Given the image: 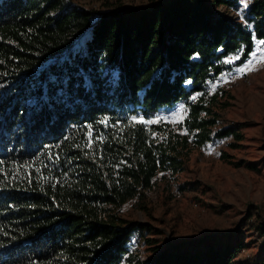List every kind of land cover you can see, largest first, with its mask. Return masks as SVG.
Segmentation results:
<instances>
[{"label": "trees", "instance_id": "1", "mask_svg": "<svg viewBox=\"0 0 264 264\" xmlns=\"http://www.w3.org/2000/svg\"><path fill=\"white\" fill-rule=\"evenodd\" d=\"M261 40L264 0H0V264H246L221 233L143 254L155 226L122 208L193 149L242 139L217 128L211 84Z\"/></svg>", "mask_w": 264, "mask_h": 264}, {"label": "rangeland", "instance_id": "2", "mask_svg": "<svg viewBox=\"0 0 264 264\" xmlns=\"http://www.w3.org/2000/svg\"><path fill=\"white\" fill-rule=\"evenodd\" d=\"M73 1L99 10L119 5L121 0ZM215 12L232 18L241 15L223 6L216 7ZM217 87V83L211 84L212 90ZM220 88L221 102L226 105L217 108V128L236 126L243 137L193 149L184 170L165 177L158 174L153 187L146 191V199L134 198L123 206L126 218L155 226L156 231L146 235L151 244L141 241L143 254L212 233L233 236L235 241L242 238L245 248L239 260L250 261L246 264H255L257 256L264 254V234L256 228V224L264 223V69L254 68L248 76ZM183 108L180 103L160 115L180 120ZM225 154L228 157H223ZM177 192H181L180 197Z\"/></svg>", "mask_w": 264, "mask_h": 264}, {"label": "built area", "instance_id": "3", "mask_svg": "<svg viewBox=\"0 0 264 264\" xmlns=\"http://www.w3.org/2000/svg\"><path fill=\"white\" fill-rule=\"evenodd\" d=\"M148 0H121L119 3L120 6L133 7L134 5H143ZM82 6V5H81ZM257 41L251 52L248 56H245V52L243 50L238 51L237 53H233L225 57V62L227 66H225L217 79L213 83H217V89H213L212 92L220 91V87H225L230 84H233L238 78L246 77L251 72L254 71V68H263L264 69V44L259 43ZM255 53V56H253ZM239 57L238 59H233L234 57ZM233 59L232 63H227L228 60ZM249 61H251V65H249ZM244 68V72H240L239 69ZM177 196H181V192H177ZM264 264V263H262Z\"/></svg>", "mask_w": 264, "mask_h": 264}, {"label": "snow or ice", "instance_id": "4", "mask_svg": "<svg viewBox=\"0 0 264 264\" xmlns=\"http://www.w3.org/2000/svg\"><path fill=\"white\" fill-rule=\"evenodd\" d=\"M240 3L242 5V9H244V8L248 7L249 0H240ZM241 19H243L242 15H241ZM259 43L264 44V40H261ZM253 56H255V53H253ZM238 58L239 57L237 56V57H234L233 59H238ZM233 59L228 60L227 63H232ZM249 65H251V61H249ZM239 71L240 72H244L245 69L244 68H240ZM189 83H191V81H189ZM192 99H195V97H193ZM132 119L135 120L136 117H133ZM141 122H143V121H141ZM154 122L155 121H151V120L147 121V123H154Z\"/></svg>", "mask_w": 264, "mask_h": 264}, {"label": "crops", "instance_id": "5", "mask_svg": "<svg viewBox=\"0 0 264 264\" xmlns=\"http://www.w3.org/2000/svg\"><path fill=\"white\" fill-rule=\"evenodd\" d=\"M261 254V253H260ZM260 257L259 255L257 256V258ZM245 262V261H244ZM247 262H250V261H247Z\"/></svg>", "mask_w": 264, "mask_h": 264}]
</instances>
